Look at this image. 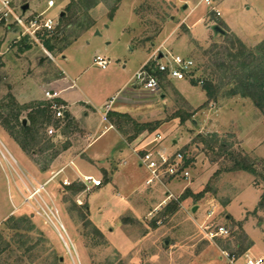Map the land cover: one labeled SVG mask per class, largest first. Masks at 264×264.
I'll list each match as a JSON object with an SVG mask.
<instances>
[{"label":"rangeland","instance_id":"rangeland-1","mask_svg":"<svg viewBox=\"0 0 264 264\" xmlns=\"http://www.w3.org/2000/svg\"><path fill=\"white\" fill-rule=\"evenodd\" d=\"M48 1L12 0L19 11L30 4L28 14L46 11ZM54 1L46 17L58 21L71 0ZM211 1L124 0L112 21L108 0L90 11L82 6L79 14L73 8L67 16L78 20L64 31L71 44L66 59L59 52H49L50 58L13 33L1 36L0 105L10 97L14 110L49 101L46 93L63 87V71L77 81V90L67 93L70 100H102L88 108L96 113L93 128L101 125L95 139L75 120L56 127L52 119L24 150L0 121V138L19 164L16 173L0 160V264H245L246 255L264 257V178L234 171V161L226 159L234 153L264 171V115L252 99L228 95L235 85L230 54L237 52V40L248 50L264 40V0ZM88 25L93 27L84 31ZM157 31L161 35L147 42ZM159 50L192 58L197 79H213L214 98L201 84L176 80L163 81L154 94L138 86L139 98L129 96L134 81L126 79H134ZM97 56L112 60L107 71L94 64ZM129 97L140 103L143 116L134 121L148 129L125 123L122 130L110 128L109 116L102 123L98 112L106 113V102L115 98L111 109H117ZM29 111L20 119L26 121ZM52 128L56 137L49 136ZM155 149L182 153L191 178L147 186L148 173L137 159ZM71 162L103 186L62 188L67 178H76ZM62 169L50 189L67 235L25 201V183H44ZM219 227L228 235L210 239L207 233ZM238 243L253 246L240 256Z\"/></svg>","mask_w":264,"mask_h":264},{"label":"built area","instance_id":"built-area-1","mask_svg":"<svg viewBox=\"0 0 264 264\" xmlns=\"http://www.w3.org/2000/svg\"><path fill=\"white\" fill-rule=\"evenodd\" d=\"M207 5H211V0H204ZM47 10L41 13L28 14L19 11L14 6L12 0H0V42L1 36L7 33H13L17 37L40 45L44 52L53 58L49 51L46 50L43 44L45 37L55 33L58 21L53 18H47V12L56 7L54 0L48 1ZM218 16L221 13L215 10ZM162 55V58L160 56ZM94 64L106 70L110 62L102 56H97L94 59ZM165 80L176 81H192L197 80L195 62L190 57H184L179 54L170 52H162L159 50L150 62L146 63L133 79L134 85L141 86L147 92H157L161 89V84ZM48 100L52 101V109L55 112L56 118L60 119L66 116L67 106L53 102L57 93L47 92ZM115 100V99H114ZM113 100V101H114ZM112 101V102H113ZM112 102L106 107V115L103 117L107 120V114L111 110ZM50 137H56L55 129L49 130ZM157 140V139H156ZM139 163L141 168L146 169L148 178L147 186L153 184H162L165 179L173 181L189 180L191 171L187 165V160L182 153H167L166 150L155 149L144 152L139 155ZM0 160L16 172L15 166H18V161L8 150L0 138ZM72 168L76 178L71 181L70 178L62 182V188L67 189L74 184H80L85 187L98 189L103 186V180L93 175L83 174L75 164L71 162L69 165ZM17 173V172H16ZM65 173V169L52 174V178L44 183H35L28 181L25 183L27 197L25 201L31 206H37V213L40 215L47 225L55 227L58 232L66 234L63 224L60 222L59 210L56 205V198L51 193V183L61 174ZM228 230L224 227H219L216 232L207 233L210 239L228 235ZM67 235V234H66ZM234 264V261H231ZM245 264H264V257L253 258L250 255L245 256Z\"/></svg>","mask_w":264,"mask_h":264},{"label":"trees","instance_id":"trees-1","mask_svg":"<svg viewBox=\"0 0 264 264\" xmlns=\"http://www.w3.org/2000/svg\"><path fill=\"white\" fill-rule=\"evenodd\" d=\"M123 1L124 0H108V5H110L108 19L110 21L115 18V15ZM105 2H107V0H71L70 4L66 8V11L72 12L73 8H78L77 14H79L80 9L83 8L82 6H85V8L87 7V11H90L98 4ZM87 11L86 15H88ZM67 12L66 14H61L55 33L45 37L43 40L44 47L50 53L59 52L60 54H63V52L66 51V49L71 45L70 43H65L66 40L64 37V31L78 19L75 17L70 20V17L67 16ZM92 27L93 25H88V27H86L84 31H88ZM155 33L153 32V36L147 37V42L154 41L155 38L161 35L160 31H157ZM237 41H239L238 47H235L236 44L233 47L237 52L235 53V55L230 54L231 58H233L235 62V66H233L235 85H232L229 88L228 95H240L244 98L252 99L256 107L264 115V40L253 50H248L240 40ZM60 43L63 44L61 48H59ZM1 45L2 44L0 42V49ZM219 65L223 66V61L222 63H219ZM215 73H217V69L214 70V76L216 75ZM212 80L213 79L211 78L208 79V81L206 79L204 80L199 78L190 82L194 86H198V84H201L203 90L206 91L208 97L211 99L214 98L215 94ZM9 100L10 101L8 105H0V121L3 122L4 126L8 129V131L11 132L15 140L19 142L20 146H22L24 150L27 149L28 144H31V142L33 143V141H38V136H40L39 134L42 130L47 129L48 124L52 119H54L55 122L57 121L56 127L62 123H67L65 126L70 127L74 122L71 114L68 111L65 117L60 119L56 118L55 112L52 109V101L39 102L35 104L33 108L31 106H24L14 110V98L10 97ZM53 102L67 106L65 102L58 98H55ZM27 109L31 111H29L28 115L26 116L27 119L25 120L27 123L25 124L24 119L21 120L20 117L21 113H23ZM108 116L111 120L110 122H112L111 124H113V126H119L121 130L124 123L131 125L135 129L137 128V130L139 131L148 129L147 125L139 126L128 114L109 112ZM14 122L16 123V125ZM21 139H23V141H21ZM220 147H222V145H220ZM226 159H231V161H234L232 170L245 171L254 175L260 174L264 178V171L259 172L254 161L240 155H235L234 153L226 154ZM188 164L189 160L187 161V165ZM69 189L76 191L80 190L81 188L73 186ZM252 246L253 244L248 243V245L245 247L242 243H238L237 249L239 255H244L249 249H251Z\"/></svg>","mask_w":264,"mask_h":264},{"label":"crops","instance_id":"crops-1","mask_svg":"<svg viewBox=\"0 0 264 264\" xmlns=\"http://www.w3.org/2000/svg\"><path fill=\"white\" fill-rule=\"evenodd\" d=\"M28 5L30 7V4H28ZM105 52L108 53L107 50ZM63 56H64V54H63ZM63 58L66 59V56H64ZM108 61L110 63H112L111 62L112 60L110 58H108ZM142 67L140 68V70L142 69ZM108 68H109V66H108ZM108 68L106 70H103V71H107ZM131 80H133V79L132 78H130L128 80L126 79V81H131ZM62 82H63V87L60 88L59 90H56V93H57L56 97H58V99L62 100L63 102H65L67 104V106H68L67 111L71 114L72 119L77 121L78 123H80V125L84 129H86L88 132L93 134L94 135L93 138L95 139V137H97V135H99L101 125L100 126L98 125V127L95 129L93 128V126H92L93 120H91V115L95 116L96 113L95 112L90 113L91 111H88V108L89 107H95V104H98V103L100 104L101 101H99V100H102V98H100L98 100L94 98L95 100H92L91 98H88V96L86 95V96H84L85 99H83V100L72 101L67 97V93L70 91H73V90H77V84H76L77 81L73 80L71 78V76H69V74L66 71H63ZM127 83H129V82H125L124 86ZM142 90L143 89L139 88L137 85H133V87L129 91L130 92L129 96H131V97L133 96L132 98H139L137 93H139ZM149 93L154 94L155 92H149ZM132 98L129 97L127 99L122 100L121 102H119L118 108L117 109H111V111L121 113V114H128L131 116V118L133 120H136L135 118L143 117L141 115V112H139V111H141V109L139 107L140 103L134 102L135 100L133 101ZM107 99H109V98H107ZM79 104L82 106H81V108L78 109L76 106H78ZM107 105H109V104L106 102L105 107H107ZM98 113L101 115V118H102L101 121L103 123V121H104L103 117L106 115V113H102V112H98ZM109 127L113 128L114 126H113V124H110ZM97 138H96V141H97ZM137 161H138V166L141 168L140 163H139V159H137ZM194 209H195V207H194ZM194 209H193V212H194Z\"/></svg>","mask_w":264,"mask_h":264},{"label":"water","instance_id":"water-1","mask_svg":"<svg viewBox=\"0 0 264 264\" xmlns=\"http://www.w3.org/2000/svg\"><path fill=\"white\" fill-rule=\"evenodd\" d=\"M29 8H30V7H29V5L27 4V5H25V6L22 7V11H23L24 13H26V12L29 10ZM213 29H214L215 32L220 33V34H222V35L226 34L225 31L222 30L220 27L215 26ZM160 58H162V55L160 56ZM24 123L26 124V121H24ZM196 211H197V208L195 207L194 212H196Z\"/></svg>","mask_w":264,"mask_h":264}]
</instances>
